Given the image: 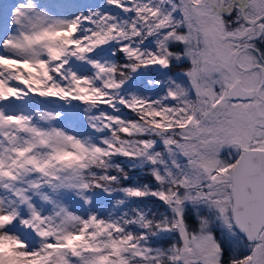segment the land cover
<instances>
[{"label": "snow or ice", "instance_id": "6c2138e0", "mask_svg": "<svg viewBox=\"0 0 264 264\" xmlns=\"http://www.w3.org/2000/svg\"><path fill=\"white\" fill-rule=\"evenodd\" d=\"M0 264H264V0L0 4Z\"/></svg>", "mask_w": 264, "mask_h": 264}, {"label": "rangeland", "instance_id": "374dc122", "mask_svg": "<svg viewBox=\"0 0 264 264\" xmlns=\"http://www.w3.org/2000/svg\"><path fill=\"white\" fill-rule=\"evenodd\" d=\"M12 2H13V0H0V4H10ZM81 2L88 3V4H93V5H103L104 0H81ZM171 71H173L172 74H174V73L180 71V69L176 68V67H173L171 69ZM74 103H76V102H74Z\"/></svg>", "mask_w": 264, "mask_h": 264}, {"label": "trees", "instance_id": "16d2710c", "mask_svg": "<svg viewBox=\"0 0 264 264\" xmlns=\"http://www.w3.org/2000/svg\"><path fill=\"white\" fill-rule=\"evenodd\" d=\"M172 73H173V71L170 72V74H172Z\"/></svg>", "mask_w": 264, "mask_h": 264}]
</instances>
